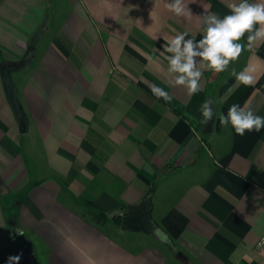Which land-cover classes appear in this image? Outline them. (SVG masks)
I'll list each match as a JSON object with an SVG mask.
<instances>
[{"label": "crops", "instance_id": "0c3cea01", "mask_svg": "<svg viewBox=\"0 0 264 264\" xmlns=\"http://www.w3.org/2000/svg\"><path fill=\"white\" fill-rule=\"evenodd\" d=\"M167 2L0 0V264H264V129L239 136L219 119L232 104L264 117V42L243 38L223 72L201 67L190 96L167 71V42L202 39V16L240 0H183L190 17ZM26 63L20 133L3 67ZM245 69L248 86L233 74ZM129 211L152 232L123 227Z\"/></svg>", "mask_w": 264, "mask_h": 264}, {"label": "clouds", "instance_id": "9594fccd", "mask_svg": "<svg viewBox=\"0 0 264 264\" xmlns=\"http://www.w3.org/2000/svg\"><path fill=\"white\" fill-rule=\"evenodd\" d=\"M168 11L176 16L190 17V9L183 0H171L165 4ZM230 14L223 18L215 13H206L202 16L203 38L195 40L187 38V33H182L171 38L166 45V51L171 55L167 56L168 73L174 76L173 83L183 86L188 94L194 95L200 91L199 81L202 77L201 67H206L216 73L227 69L230 62L239 58L245 48L239 43L247 35V47L251 48L254 43L264 42V0L249 2L240 0L239 3L228 5ZM258 25V27H257ZM248 69L241 73H233L236 79L248 86L253 84L252 75L245 74ZM157 99H164L171 102L173 97L156 85L151 88ZM201 112L204 123L212 121L215 112L212 102L205 100L201 105ZM221 126L229 124L239 136L246 132H259L264 129V117L254 114L249 106L245 104H232L227 115H220ZM18 254L15 259H20Z\"/></svg>", "mask_w": 264, "mask_h": 264}, {"label": "water", "instance_id": "95a60500", "mask_svg": "<svg viewBox=\"0 0 264 264\" xmlns=\"http://www.w3.org/2000/svg\"><path fill=\"white\" fill-rule=\"evenodd\" d=\"M44 33V28H42L31 40V47L35 48ZM33 63V59L30 60ZM25 65H7L3 67V80L8 93V103L10 104L12 111L15 116V121L17 124L18 131L20 133H28L31 130L30 118L26 112L22 100L19 96L18 86L14 80V73L20 71L22 68H26ZM215 117L212 121L206 124V132H211L213 130V124ZM9 192L8 188L4 185H0V193L5 195ZM116 214H121L118 211ZM150 215L141 211H129L122 214V225L126 229L134 231H146L152 232L149 218ZM19 264H35V256L33 253L27 256H21L19 259Z\"/></svg>", "mask_w": 264, "mask_h": 264}, {"label": "built area", "instance_id": "2783aa9c", "mask_svg": "<svg viewBox=\"0 0 264 264\" xmlns=\"http://www.w3.org/2000/svg\"><path fill=\"white\" fill-rule=\"evenodd\" d=\"M256 248L259 249V250H264V234L257 241Z\"/></svg>", "mask_w": 264, "mask_h": 264}, {"label": "rangeland", "instance_id": "374dc122", "mask_svg": "<svg viewBox=\"0 0 264 264\" xmlns=\"http://www.w3.org/2000/svg\"><path fill=\"white\" fill-rule=\"evenodd\" d=\"M15 77H17V76H15ZM7 197V199H9V198H12V196H6ZM13 199V198H12ZM147 239H149V241H151V243H155L156 245H159V243L156 241V240H150V239H152V238H147ZM153 241V242H152Z\"/></svg>", "mask_w": 264, "mask_h": 264}, {"label": "trees", "instance_id": "16d2710c", "mask_svg": "<svg viewBox=\"0 0 264 264\" xmlns=\"http://www.w3.org/2000/svg\"><path fill=\"white\" fill-rule=\"evenodd\" d=\"M257 26H258V25H257ZM247 35H248V34H245V37H244L246 40H247Z\"/></svg>", "mask_w": 264, "mask_h": 264}]
</instances>
